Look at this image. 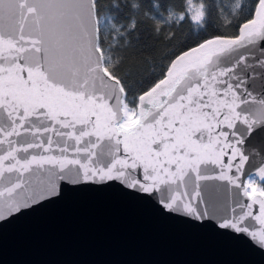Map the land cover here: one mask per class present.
<instances>
[{
  "label": "snow or ice",
  "instance_id": "1",
  "mask_svg": "<svg viewBox=\"0 0 264 264\" xmlns=\"http://www.w3.org/2000/svg\"><path fill=\"white\" fill-rule=\"evenodd\" d=\"M110 181L264 247V0H0V221Z\"/></svg>",
  "mask_w": 264,
  "mask_h": 264
},
{
  "label": "water",
  "instance_id": "2",
  "mask_svg": "<svg viewBox=\"0 0 264 264\" xmlns=\"http://www.w3.org/2000/svg\"><path fill=\"white\" fill-rule=\"evenodd\" d=\"M257 168L250 156L245 178ZM219 222L170 213L116 181L62 182L60 196L0 221V264H264V247Z\"/></svg>",
  "mask_w": 264,
  "mask_h": 264
},
{
  "label": "trees",
  "instance_id": "3",
  "mask_svg": "<svg viewBox=\"0 0 264 264\" xmlns=\"http://www.w3.org/2000/svg\"><path fill=\"white\" fill-rule=\"evenodd\" d=\"M231 0H221L222 4H229ZM237 6L244 3L245 0H236ZM210 30L214 28V25L210 24ZM151 22L148 23L140 32V45L136 48L129 49L128 59L124 63V70L133 74L134 78H138V74L146 67V60L159 61L164 57L169 49L170 44H179L182 40L186 39L190 33L187 28L184 30L174 29L175 40L166 39L164 35L157 38L150 31ZM259 182V181H257Z\"/></svg>",
  "mask_w": 264,
  "mask_h": 264
}]
</instances>
